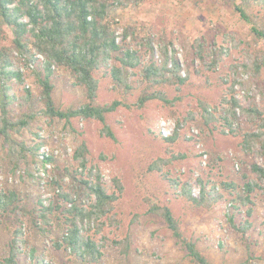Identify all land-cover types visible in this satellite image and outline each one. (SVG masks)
<instances>
[{"label": "rangeland", "instance_id": "rangeland-1", "mask_svg": "<svg viewBox=\"0 0 264 264\" xmlns=\"http://www.w3.org/2000/svg\"><path fill=\"white\" fill-rule=\"evenodd\" d=\"M248 15L264 28V7L254 5ZM110 19L120 35L124 27L135 25L140 38L155 39L157 58L160 42H168L169 53L181 66L179 75L183 78L188 75L186 83L179 89L175 85L156 88L165 93L172 104L154 100L141 110L119 108L108 115L116 141L102 136L101 126L95 121L75 120L69 127L61 121L48 123L39 118L32 131L39 134L44 143L42 151L53 162L46 168L38 167L34 178L12 171L0 139V193L16 192L28 209L36 207L39 200L46 203L54 193L52 168L60 165L77 169L72 156L84 140L90 152L89 162L100 169L108 190L113 189L114 177L124 189L115 206L113 220L107 222L104 229L108 241L96 264H194L163 221L147 213L150 199L170 207L184 236L196 244L211 264H264V190L253 194V216L248 219L249 230L242 236L228 222L229 204L222 202L211 209H195L180 197V186H173L164 178L168 175L172 180L190 183L194 196L200 191L199 176L239 185L242 175L247 174L251 180L258 181L251 173V165L261 164V159L255 152L243 151L240 137L222 134L216 127L205 125L200 103L213 107L229 98L234 78L232 67L248 62L249 56L261 58L264 43L257 42L249 25L228 0H144L138 7L113 12ZM5 31L9 41L11 29L6 27ZM132 41L127 39L139 50V45ZM216 52H221L218 67L211 71L208 65ZM19 67L26 84L36 93L38 85L33 66L20 64ZM262 73L264 79V67ZM242 77L248 80L250 74H242ZM52 80L57 107L77 108L84 104V90L75 84L68 71H56ZM234 90L241 107L249 108L253 99L260 107L264 106L255 87L246 91L235 85ZM139 92L128 97L130 104L136 101ZM122 99L112 90L111 81L99 75L97 102L106 104ZM178 122L181 124L178 139L170 144L163 138L173 135ZM241 125L244 130L251 128L245 119ZM16 137L28 144L33 139L28 131ZM159 160L163 161L160 171H152ZM259 184L264 186V183ZM24 222L25 245L20 264H39V261L40 264H83L68 259L54 248V242L65 232L57 217L46 232L29 219ZM15 227L16 221L11 215H0V258L7 255ZM126 238L128 251L123 252L113 241Z\"/></svg>", "mask_w": 264, "mask_h": 264}, {"label": "trees", "instance_id": "trees-1", "mask_svg": "<svg viewBox=\"0 0 264 264\" xmlns=\"http://www.w3.org/2000/svg\"><path fill=\"white\" fill-rule=\"evenodd\" d=\"M143 1L0 0V139L14 173L21 172L34 178L38 167L46 168L53 162L42 151L44 143L39 134L32 131L39 118L48 123L61 121L69 127L75 120L95 121L101 126L102 136L116 141L108 115L119 108L136 107L141 110L154 100L172 104L166 94L156 88L175 85L179 89L186 83L188 75L184 78L179 75L181 66L169 53L168 42H160L162 46L157 58L155 39L151 36L140 38L135 25L124 27L120 35L110 19L113 12L138 7ZM228 1L249 25L257 42L264 43V28L248 15V10L254 5L264 7V0ZM6 27L11 29L9 41ZM128 38L133 39L140 49H134L127 42ZM220 53L216 52L208 65L211 71L218 67ZM20 64L33 66L38 85L36 93L26 84ZM263 67L264 55L261 58L249 56L248 62L232 67L234 78L229 98L213 107L200 103L205 125L216 127L222 134L240 137L243 151L247 154L255 152L261 159V164L251 165V173L261 183H264V106L260 107L253 99L249 108L241 107L234 96V86L240 85L246 91L255 87L264 105ZM59 70L68 71L75 84L82 87L85 93L83 105L67 109L57 107L52 78ZM242 74H250V78L245 80ZM99 75L111 81L112 90L121 95L122 100L106 104L97 102ZM138 91L136 101L130 104L128 97ZM242 119L251 125L249 130L242 128ZM180 128L178 122L173 135L163 139L170 144L175 143ZM24 131L31 133V144L17 139L16 136ZM89 154L88 145L83 140L72 156L77 169L70 170L60 165L52 168L54 193L48 203L39 200L36 207L28 209L16 192L0 193V215H11L16 221L7 255L0 258V264H20L25 245L22 232L25 219L46 232L52 227L55 217L61 221L65 231L62 238L54 242L57 251L83 264H96L101 260L102 249L108 241L103 234L104 229L107 222L113 220L115 206L124 189L120 180L114 177L113 189L109 191L102 181L100 169L90 164ZM162 164L163 161H156L151 170L160 171L159 165ZM164 178L173 186L179 185L180 197L195 209H211L222 202L229 204L228 222L242 236L249 230L248 219L253 216V194L259 189L264 190V186L251 180L247 174L242 175L239 185L199 176L200 191L194 196L190 183L172 180L168 175ZM147 213L163 221L194 264H211L196 244L184 236L180 222L169 206L150 199ZM113 244L123 252L128 251L127 238L113 241Z\"/></svg>", "mask_w": 264, "mask_h": 264}]
</instances>
